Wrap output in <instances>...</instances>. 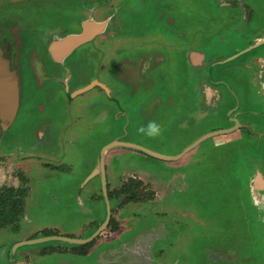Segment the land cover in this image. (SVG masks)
<instances>
[{"label":"rangeland","instance_id":"obj_1","mask_svg":"<svg viewBox=\"0 0 264 264\" xmlns=\"http://www.w3.org/2000/svg\"><path fill=\"white\" fill-rule=\"evenodd\" d=\"M83 5L107 19L103 50L58 64L47 44L77 31ZM0 25L20 34L0 189L24 194L0 264H264V0H0ZM95 80L116 105L98 86L67 101ZM221 129L178 158L146 152L176 156ZM108 212L88 242H29L89 238Z\"/></svg>","mask_w":264,"mask_h":264},{"label":"water","instance_id":"obj_2","mask_svg":"<svg viewBox=\"0 0 264 264\" xmlns=\"http://www.w3.org/2000/svg\"><path fill=\"white\" fill-rule=\"evenodd\" d=\"M102 25H94L92 24H86L84 31L79 34V35H72L64 38L60 42H52L50 46V50L52 53H54L55 49L58 50H65L68 51L70 50L73 46L84 42L88 40L97 30H100ZM10 47L7 44V40L3 33L0 31V123L3 128H6L10 125L12 122L17 108H18V86H17V78H16V73L14 66L11 64V58H10ZM228 129H221L218 131H212L198 140H196L194 143H192L190 146L185 148L181 153H179L176 156H161L157 153L154 152H149L146 151L147 153L156 156V157H161V158H168V159H173V158H178L181 156L185 151L189 150L190 148L194 147L196 144H198L202 139H205L209 136H213L219 133H226L228 132ZM113 145H123V146H132L136 147L138 149H142L140 146L136 144H131V143H126V142H119V141H113L112 143L108 144L107 147H111ZM99 170H95L93 173H91L90 176H93L94 174L98 173L100 171L101 177H102V184L105 183V178H104V168H103V161L100 159L99 161ZM110 217V213L108 212L106 220L104 223L89 237L86 239H73V238H68V237H63V236H45L41 237L38 239L31 240L29 242L34 243V242H40V241H45V240H50V239H58V240H66L70 242H79V243H85L90 241L96 234L101 232V230L106 227V224L108 223ZM24 242H20L19 244H22ZM13 252V251H12Z\"/></svg>","mask_w":264,"mask_h":264},{"label":"flooded vegetation","instance_id":"obj_3","mask_svg":"<svg viewBox=\"0 0 264 264\" xmlns=\"http://www.w3.org/2000/svg\"><path fill=\"white\" fill-rule=\"evenodd\" d=\"M86 11V6L83 5V13H84V18L81 20L80 24H79V28H77V31H72L70 33H67L66 35L64 34L63 36L61 35H55V36H52L47 44V51L50 53V46L52 44V42L56 41V42H60L61 40H63L64 38L68 37V36H72V35H79L81 34L83 31H84V28H85V25L86 23L90 20V16L88 14V12H85ZM102 20H106L105 18L102 19ZM101 20V21H102ZM0 31L3 33V35L5 36L6 40H7V44L8 46L10 47V60H11V64L14 66V69H15V73H16V80H17V86H18V101L20 99L19 97V94H20V84H19V69H18V61L16 60V51L18 49V47L20 46V41L18 40L20 34H17L16 33V30H14L13 28L9 27L7 28L6 26H2L0 25ZM104 32V31H103ZM18 37V38H17ZM90 43H93L91 41V38L84 41V42H81L75 46H73L70 50H68L69 52V56L75 52V51H80V50H84L86 47H90L91 44ZM94 45V44H92ZM93 47V46H92ZM96 47V46H94ZM100 50H102V46H97ZM67 56L61 61V62H57L58 64H63L64 61L66 60ZM52 59V58H51ZM56 62V61H55ZM63 81H60L64 86L63 87H66L68 88V85L69 83H65L64 82V78L61 79ZM104 91V90H103ZM72 91L70 92V90H66V94H67V101L68 102H71L73 101V96H72ZM235 124V125H234ZM231 125H234L232 126L231 128H234L235 126H238L239 128L241 127L240 123L239 122H234L232 121ZM255 133V132H253ZM261 174V173H260ZM262 175V174H261Z\"/></svg>","mask_w":264,"mask_h":264},{"label":"crops","instance_id":"obj_4","mask_svg":"<svg viewBox=\"0 0 264 264\" xmlns=\"http://www.w3.org/2000/svg\"><path fill=\"white\" fill-rule=\"evenodd\" d=\"M10 1V0H9ZM12 1V0H11ZM107 21V19L106 20H102V21H97V20H94V19H92V17H90V20L86 23V24H94V25H102L101 26V28H100V30H97L90 38H91V41H93L94 40V38L96 37V36H98L99 34H101L103 31H105V29H106V22ZM89 38V39H90ZM93 44V43H92ZM94 46H96L95 48L97 49L98 47L97 46H99V45H97V44H94ZM100 46H102V45H100ZM103 47L104 46H102V50H103ZM248 48V47H247ZM99 49V48H98ZM100 50V49H99ZM50 57L54 60V61H56V62H61L66 56H67V58L69 57V52L68 51H65V50H63V51H61V50H58V49H55V51H54V53H52L51 51H50ZM194 58H193V63H194V65H200L202 62H203V59H202V56L201 55H199V54H195L194 56H193ZM66 58V59H67ZM258 59H259V57H258ZM261 61H262V63H264V58L262 57V59H261ZM132 64H133V62H132ZM132 64L130 65V67H129V70L127 69V68H125V70H121V72L122 73H124V72H127V71H132V69H131V66H132ZM256 70V72H257V68L255 69ZM140 72H141V70H140ZM142 73V72H141ZM257 74L259 75V80H261V83H262V85H263V87H264V67H263V69H261V70H258V72H257ZM135 76H139V74L138 73H135ZM125 80H130V79H128L127 78V74H126V76L125 77H123ZM115 79V78H114ZM134 79H136V77L134 78ZM134 79H131V81H133ZM94 86H98L99 88H101L102 90H104L105 91V93L107 92L108 93V95L112 98V99H114L115 100V105H116V101H118V99L120 98V96H119V94H116L117 93V90H116V93H115V98H114V96L112 95V90H111V88L108 86V84L107 83H105V82H103V81H100V80H95V81H93L92 83H90L88 86H85V87H77V88H75L73 91H72V96H73V101L75 100V98L77 97V96H79V95H81V94H84V93H86L87 92V90H89L90 88H92V87H94ZM117 86H119V85H116V87ZM263 91V93H264V90H262ZM70 92H71V90H70ZM105 102V101H104ZM111 102H113V101H111ZM105 107H106V102L105 103H103V106H102V110H103V112L106 110L105 109Z\"/></svg>","mask_w":264,"mask_h":264},{"label":"trees","instance_id":"obj_5","mask_svg":"<svg viewBox=\"0 0 264 264\" xmlns=\"http://www.w3.org/2000/svg\"><path fill=\"white\" fill-rule=\"evenodd\" d=\"M23 195L20 194L18 189L13 187L4 190L0 189V227L15 220V216L18 213L17 206L21 205Z\"/></svg>","mask_w":264,"mask_h":264},{"label":"bare ground","instance_id":"obj_6","mask_svg":"<svg viewBox=\"0 0 264 264\" xmlns=\"http://www.w3.org/2000/svg\"><path fill=\"white\" fill-rule=\"evenodd\" d=\"M116 11V10H115ZM257 176H260L259 174ZM264 178V177H263ZM255 185L264 189V182L259 177L256 178ZM255 188V187H254Z\"/></svg>","mask_w":264,"mask_h":264},{"label":"clouds","instance_id":"obj_7","mask_svg":"<svg viewBox=\"0 0 264 264\" xmlns=\"http://www.w3.org/2000/svg\"><path fill=\"white\" fill-rule=\"evenodd\" d=\"M150 127H152V128H153V130H155V126H154V125H150Z\"/></svg>","mask_w":264,"mask_h":264}]
</instances>
